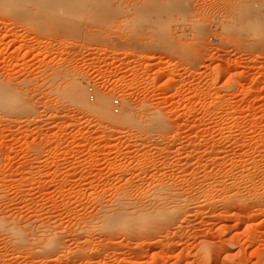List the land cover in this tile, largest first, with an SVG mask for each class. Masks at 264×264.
I'll list each match as a JSON object with an SVG mask.
<instances>
[{"label": "rangeland", "instance_id": "374dc122", "mask_svg": "<svg viewBox=\"0 0 264 264\" xmlns=\"http://www.w3.org/2000/svg\"><path fill=\"white\" fill-rule=\"evenodd\" d=\"M98 1L0 0V264H264V0Z\"/></svg>", "mask_w": 264, "mask_h": 264}, {"label": "bare ground", "instance_id": "6f19581e", "mask_svg": "<svg viewBox=\"0 0 264 264\" xmlns=\"http://www.w3.org/2000/svg\"><path fill=\"white\" fill-rule=\"evenodd\" d=\"M98 2L102 3L101 0H99ZM4 90H5V88L2 91H4ZM81 103H82L83 106H85L88 109L91 106L85 100H82ZM107 105H108L107 96H103L102 99H100V102H98V105H96V107H94V109H95V111L101 113L102 116H104L105 118L109 119L111 122H113V121H115V122L116 121H121L122 122L123 121V122H126V123L130 124V123H134V122L137 121V119H136L137 117L134 114L135 107H134V105L132 103L125 102L124 106L126 107V110H125V113L123 114V116H121L120 118H115L111 113H109ZM146 120H148L149 122L151 121V124H152V122H154L155 126H160V127L163 126L164 123H165L164 119H161L160 117H157V118L152 117V119H148L147 118ZM147 125H148V122H147ZM169 189H171V188H168V190ZM165 190L167 191V188L164 189V191ZM162 192H163V190H162ZM171 195H172L171 193L170 194L169 193H167V194L157 193L154 196H152V198L149 200V202L144 203L143 205H138V204H136L134 202H131L125 195L124 196L122 195L120 197H116V199L114 201H112L111 204L108 203V204H104L103 205V203H102L103 206L101 207V211L103 210V213H101L99 211V213H101L102 215L100 216V218L98 216V219H97L100 222V223L98 222L100 224V228H103L104 230L106 229L109 232V229H111L112 227H117V226H114L115 224H117L119 226L118 228H120V229H124V228L129 229L128 227L132 223L133 220H134L133 224H135V225H136V223L139 222V225L135 226L137 228L138 226H140V224L143 225L144 224L143 222H147L148 223L147 217L151 218L149 216H151V215L153 216V214L154 215H158V216H153V218L154 217L155 218L156 217H164V216H161V215H163L165 210L167 209L166 202L169 201L168 199H169V197ZM171 198H172V196H171ZM174 208H175L174 210H176L178 208H180V211L184 210L182 205H175ZM94 215H96V214H94ZM173 216H175V214ZM136 220H137V222H136ZM148 220H150V219H148ZM15 223L16 222H14L13 220L4 221L3 223H1V225H2L0 227L1 231L9 233V234L10 233L15 234V237L18 238V239H16V241L19 240V241H21L24 244L29 242L28 244L31 245L35 241H37V242L40 241V239L38 241L39 236L38 237L36 236V238L34 239V237H29L28 238L27 237L28 235L21 236L22 235L21 233H20L21 235H18L17 232L19 231V228H18L19 226L17 224H15ZM149 223H152V222H149ZM142 225H141V227H142ZM146 225L143 226V229L145 228ZM131 227L133 228V225ZM23 228L24 227H22L21 229L24 231ZM94 229H95V227H94ZM126 229H124V230L126 231ZM47 231H48V229H47ZM16 235H18L19 237L16 236ZM10 236H12V235L10 234ZM56 236H57V234L52 232L50 234L48 233V235H46V237L44 236V238L41 237V239H42V242H41L42 243L41 244L42 247L41 248H43L44 250H47V251L55 249L56 246L58 245V243H57L58 241H57V237ZM21 242H19V243H21ZM38 245H40V244H38ZM47 251H45V252H47ZM40 252H42V251H40Z\"/></svg>", "mask_w": 264, "mask_h": 264}]
</instances>
